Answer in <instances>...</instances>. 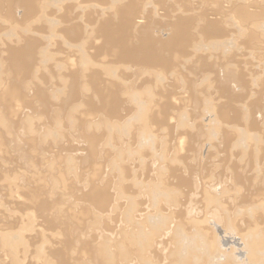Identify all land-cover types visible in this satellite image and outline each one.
I'll use <instances>...</instances> for the list:
<instances>
[{
  "label": "rangeland",
  "instance_id": "obj_1",
  "mask_svg": "<svg viewBox=\"0 0 264 264\" xmlns=\"http://www.w3.org/2000/svg\"><path fill=\"white\" fill-rule=\"evenodd\" d=\"M0 264H264V0H0Z\"/></svg>",
  "mask_w": 264,
  "mask_h": 264
},
{
  "label": "bare ground",
  "instance_id": "obj_2",
  "mask_svg": "<svg viewBox=\"0 0 264 264\" xmlns=\"http://www.w3.org/2000/svg\"><path fill=\"white\" fill-rule=\"evenodd\" d=\"M28 2V1H27ZM29 2H33V1H29ZM28 2V3H29ZM241 9V8H240ZM261 15V14H260ZM238 16L240 17L241 20H245V19H248L250 17L253 16L252 13H250L248 10H241L240 12H238ZM11 239V238H10ZM15 240V239H14ZM10 244H12L11 246H15L16 244L13 242V241H10ZM17 247V246H16ZM15 247V249H16Z\"/></svg>",
  "mask_w": 264,
  "mask_h": 264
}]
</instances>
